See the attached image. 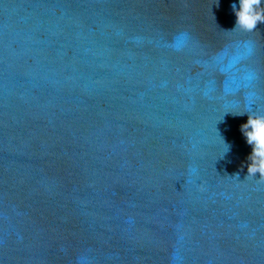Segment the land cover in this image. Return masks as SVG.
I'll return each instance as SVG.
<instances>
[{
  "label": "water",
  "instance_id": "water-1",
  "mask_svg": "<svg viewBox=\"0 0 264 264\" xmlns=\"http://www.w3.org/2000/svg\"><path fill=\"white\" fill-rule=\"evenodd\" d=\"M234 3L0 0V264H264Z\"/></svg>",
  "mask_w": 264,
  "mask_h": 264
},
{
  "label": "clouds",
  "instance_id": "clouds-1",
  "mask_svg": "<svg viewBox=\"0 0 264 264\" xmlns=\"http://www.w3.org/2000/svg\"><path fill=\"white\" fill-rule=\"evenodd\" d=\"M264 0H239V7L234 3L232 9L236 15V25L245 31H253L258 24L264 23ZM247 113L246 123L241 125V131L252 151L248 157V175L264 177V111H244Z\"/></svg>",
  "mask_w": 264,
  "mask_h": 264
}]
</instances>
